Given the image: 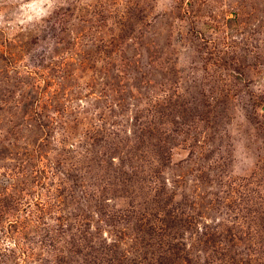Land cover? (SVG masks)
<instances>
[{"label": "rangeland", "instance_id": "374dc122", "mask_svg": "<svg viewBox=\"0 0 264 264\" xmlns=\"http://www.w3.org/2000/svg\"><path fill=\"white\" fill-rule=\"evenodd\" d=\"M0 264H264V0H0Z\"/></svg>", "mask_w": 264, "mask_h": 264}]
</instances>
